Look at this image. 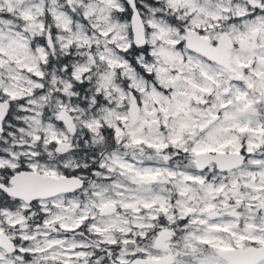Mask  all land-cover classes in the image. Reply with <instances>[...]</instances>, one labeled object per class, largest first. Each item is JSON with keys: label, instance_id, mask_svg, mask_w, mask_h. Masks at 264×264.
I'll return each instance as SVG.
<instances>
[{"label": "snow or ice", "instance_id": "obj_1", "mask_svg": "<svg viewBox=\"0 0 264 264\" xmlns=\"http://www.w3.org/2000/svg\"><path fill=\"white\" fill-rule=\"evenodd\" d=\"M0 264H264V0H0Z\"/></svg>", "mask_w": 264, "mask_h": 264}]
</instances>
